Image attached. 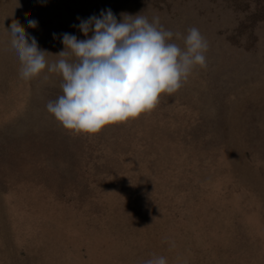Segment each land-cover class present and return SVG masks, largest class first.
Wrapping results in <instances>:
<instances>
[{
  "label": "rangeland",
  "instance_id": "1",
  "mask_svg": "<svg viewBox=\"0 0 264 264\" xmlns=\"http://www.w3.org/2000/svg\"><path fill=\"white\" fill-rule=\"evenodd\" d=\"M89 1L0 0V209L3 210H0V264L6 262L7 264L24 262V264H35V262L59 264L57 258L61 260V264H145L147 260L159 256L165 257L167 264H246L247 262L264 264V234H262L264 227H261L264 226V0H91V3ZM107 9L112 10L118 22L121 20V13L130 15L141 13L149 21L152 17L159 16L165 29L179 33L181 37L186 36L191 27L198 28L209 44L205 54L207 67L196 66L178 92L162 95L158 106L151 113L142 114L126 123L107 125L99 132L103 133L93 134V140L87 134L76 135L64 129L54 116L46 111V103L50 100L55 101L62 95L60 88L62 78L57 74H51L45 79L44 76L48 75L45 72L32 80H23L19 75L21 67L19 59L11 48V38L6 30L10 29L13 20H18L26 33L35 38L39 48L58 54L64 49L61 43L63 33L70 32L78 39H84L77 27L80 20H86L93 15L98 17L102 10ZM85 11H87L86 16ZM30 19L38 22L36 28L28 27L27 22ZM172 42L184 48L182 38L176 39L174 36ZM48 59L54 61L57 57H48ZM259 79L261 82L258 81ZM40 93L42 95H39ZM185 107L189 111L185 110ZM171 108L173 110H170ZM202 109H205V112ZM109 138L111 141L108 140ZM103 141L106 144L101 143ZM117 148L121 151L118 152ZM101 158L104 160L102 161ZM168 159L170 162L167 161L169 163L166 164ZM142 169H147L149 172ZM224 170L228 173L223 172ZM164 172L169 175L165 176ZM210 174H212L211 178ZM28 175L31 177L30 180ZM151 176L157 178L154 180ZM19 178L27 179V182ZM170 178L174 182H171ZM179 178L182 181L179 182ZM81 180L85 183L82 184ZM124 181L125 183L128 181L129 189L123 185ZM202 181L207 184L203 185ZM35 183L40 186L37 187ZM139 186L142 190H139ZM119 188L121 191L118 190ZM239 191L242 192L238 194ZM119 195L121 198L125 196L124 199ZM137 197L140 200L142 198L141 204L135 199ZM205 197L208 199L206 200ZM168 212L171 214L168 215ZM250 217L253 220L249 219ZM69 223L71 226H68ZM194 227L199 228V231ZM16 233L18 236L15 235ZM19 234L22 237H19ZM60 234L63 236L61 237ZM99 234L104 237L100 239ZM181 235H184V238ZM11 243L13 244L10 245ZM37 249L41 250L37 251ZM97 249L103 255H99ZM92 258L94 259L91 260Z\"/></svg>",
  "mask_w": 264,
  "mask_h": 264
},
{
  "label": "clouds",
  "instance_id": "2",
  "mask_svg": "<svg viewBox=\"0 0 264 264\" xmlns=\"http://www.w3.org/2000/svg\"><path fill=\"white\" fill-rule=\"evenodd\" d=\"M120 15L118 22L107 9L99 17L80 20L78 28L85 38L63 33L64 49L58 54L39 48L18 20L6 30L23 80L45 72V79L51 74L62 78V95L48 101L46 109L70 132L91 136L107 125L151 113L162 95L178 92L196 66L207 67L209 44L198 28L191 27L181 37L165 29L159 16L149 21L141 13ZM27 23L29 28L38 24L31 19ZM174 36L183 39L184 48L172 42ZM145 264H167V260L153 257Z\"/></svg>",
  "mask_w": 264,
  "mask_h": 264
},
{
  "label": "bare ground",
  "instance_id": "3",
  "mask_svg": "<svg viewBox=\"0 0 264 264\" xmlns=\"http://www.w3.org/2000/svg\"><path fill=\"white\" fill-rule=\"evenodd\" d=\"M95 1H96V0H95ZM97 1H98V0H97ZM84 2H85V0H84ZM84 2H83V3H84ZM89 2L91 3V0H90ZM93 4H94V3H93ZM132 4H134V3H132ZM77 5H78V4H77ZM81 5H84V4H81ZM81 5H80V7H81ZM113 5H114V4H113ZM119 5L121 6V4H119ZM128 5H130V3H129ZM122 6H123V5H122ZM138 6H140V4H139ZM90 7H91V6H89V8H90ZM124 7H125V4H124ZM124 7H122V8H124ZM127 7H128V6H127ZM129 7H130V6H129ZM132 7H133V6H132ZM132 7H131V8H132ZM136 7H137V6H136ZM75 9H76V8H75ZM138 9H140V8L138 7ZM148 9H149V8H148ZM72 10H73V9H72ZM76 10H77V9H76ZM149 10H150V9H149ZM70 11H71V10H70ZM88 11H89V9H88ZM135 11H137V10H135ZM86 12H87V11H85V16H86ZM68 13H69V12H68ZM74 13H75V12H74ZM129 13H130V12H129ZM134 13H135V12H134ZM134 13H133V14H134ZM99 14H100V13H99ZM145 14H146V13H145ZM158 14H159V13H158ZM76 15H77V14H76ZM131 15H132V14H131ZM135 15H136V14H135ZM152 15H153V14H151V16H152ZM88 17H89V16H88ZM98 17H99V16H98ZM84 18H85V17H84ZM152 18H153V17H152ZM79 20H80V19H79ZM65 22L68 23L67 21H65ZM68 25H70V24H68ZM77 27H78V26H77ZM69 29H70V28H69ZM76 29H77V28H76ZM73 32H74V31H73ZM69 33H70V32H69ZM79 34H80V33H79ZM206 37H207V36H206ZM209 38H210V37H209ZM209 38H208V39H209ZM59 43H60V41H59ZM59 43H58V44H59ZM61 43H62V40H61ZM59 47H60V46H59ZM241 66H242V65H241ZM17 67H18V66H17ZM263 74H264V73H263ZM214 76H215V75H214ZM57 77H58V76H57ZM210 77H212V76H210ZM212 78H213V77H212ZM208 79H209V78H208ZM250 79H252V78H250ZM256 79H257V78H256ZM55 80H56V79H55ZM60 80H61V79H60ZM211 80H213V79H211ZM211 80H209V81H211ZM260 80H261V79H259L258 81H260ZM209 81H208V82H209ZM57 82H58V81H57ZM260 82H261V81H260ZM262 82H263V80H262ZM60 83H61V82H60ZM190 83H191V82H190ZM216 84H217V83H216ZM232 84H233V83H232ZM262 85H263V84H261V86H262ZM49 86H50V85H49ZM55 86H56V85H55ZM212 86H213V85H212ZM219 86H221V85H219ZM189 87H190V86H189ZM223 87H224V86H223ZM29 88H31V87H29ZM58 88H59V87H58ZM220 88H221V87H220ZM215 89H217V88H215ZM38 90H39V89H38ZM58 90H59V89H58ZM224 90H225V89H224ZM28 91L31 92V90H28ZM42 91H43V90H42ZM46 91H47V90H46ZM210 91L212 92V90H210ZM225 91H226V90H225ZM48 92H50V91H48ZM194 92H195V91H194ZM218 92H219V90H218ZM41 93H43V92H41ZM41 93H40L39 95H42ZM215 93H216V91H215ZM215 93H214V94H215ZM224 93H225V92H224ZM54 94H55V93H54ZM198 94H199V93H198ZM30 95H31V94H30ZM195 95H196V94H194V96H195ZM195 98H196V97H195ZM210 98H211V97H210ZM27 99H28V98H27ZM38 99H39V98H38ZM38 99H36V100H38ZM41 99H42V98H41ZM42 100H43V99H42ZM45 100H46V98H45ZM196 100H197V99H196ZM208 100H209V99H208ZM35 102H36V101H35ZM199 102H200V101H199ZM224 102H225V101H224ZM26 103H27V102H26ZM36 103H37V102H36ZM225 103H226V102H225ZM30 104H31V103H30ZM37 104H38V103H37ZM41 104H43L42 101H41ZM46 104H47V103H46ZM198 104H199V103H198ZM25 105H26V104H25ZM226 105H227V104H226ZM27 106H29V105L27 104ZM169 106H170V105H169ZM184 106H185V105H184ZM184 106H183V107H184ZM45 107H46V106H45ZM183 107H181L182 110H183ZM202 107H203V106H202ZM202 107H201V108H202ZM181 108H180V109H181ZM185 108H186V107H185ZM190 108H191V107H190ZM198 108H199V106H198ZM203 108H204V107H203ZM26 109H27V108H26ZM177 109H179V108H177ZM180 109H179V110H180ZM199 109H200V108H199ZM24 110H25V109H24ZM170 110H173V109L171 108ZM175 110H176V109H175ZM179 110H178V111H179ZM185 110H187V108H186ZM202 110H203V109H202ZM22 111H23V110H21V113H22ZM46 111H47V109H46ZM46 111H45V112H46ZM187 111H189V110H187ZM196 111H197V110H196ZM203 111L205 112V109H204ZM203 111H201V112H203ZM206 111H207V110H206ZM172 112H174V111H172ZM183 113H184V112H183ZM193 113H195V112H193ZM197 113H198V112H197ZM188 114H189V113H188ZM190 114H191V112H190ZM195 114H196V113H195ZM198 114H199V113H198ZM255 114H258V113H255ZM196 115H197V114H196ZM205 115H206V114H205ZM22 116H23V115H22ZM153 116H154V115H153ZM160 116H161V115H160ZM192 116H193V114H192ZM203 116H204V115H203ZM254 116H255V115H254ZM18 117H19V116H18ZM45 117L47 118V115H45ZM195 117H197V116H195ZM263 117H264V115H263ZM263 117H262V118H263ZM46 118H45V119H46ZM51 118H52V117H51ZM51 118H50V119H51ZM148 118H149V117H148ZM148 118H147V119H148ZM212 118H213V117H212ZM216 118H217V116H216ZM260 118H261V117H260ZM16 119H17V118H16ZM52 119H53V118H52ZM213 119H215V118H213ZM257 119H258V117H257ZM13 120H14V118H13ZM17 120H18V119H17ZM182 120L184 121V119H182ZM18 121H19V120H18ZM130 121H131V120H130ZM199 121H200V120H199ZM254 121H255V120H254ZM48 122H49V121H48ZM52 122H53V121H52ZM52 122H51V124H52ZM10 123H12V122H10ZM57 123H58V122H57ZM185 123H187V121H186ZM256 123H257V122H256ZM12 124H13V123H12ZM245 124H246V123H245ZM249 124H250V123H249ZM6 125H7V124H6ZM6 125H4V126H6ZM19 125H20V124H19ZM23 125H24V124H23ZM56 125H57V124H56ZM143 125H144V124H143ZM246 125H247V124H246ZM250 125H251V124H250ZM254 125H256V124H254ZM8 126H9V125H8ZM8 126H7V128H8ZM13 126H15V125H13ZM134 126H135V125H134ZM223 126H224V125H223ZM257 126H258V125H257ZM54 127H55V126H54ZM258 127H259V126H258ZM56 128H57V127H56ZM134 128H135V127H134ZM244 128H245V127H244ZM35 129H36V128H35ZM103 129H104V128H103ZM184 129H185V128H184ZM256 129H257V128H256ZM129 130H130V129H129ZM257 130H258V129H257ZM62 131H63V130H62ZM144 131H145V130H144ZM260 131H261V130H260ZM69 132H70V131H69ZM101 133H103V132H101ZM101 133H99V134H101ZM244 133H245V132H244ZM246 133H247V132H246ZM246 133H245V134H246ZM249 133H250V131H249ZM258 133H259V132H258ZM251 134H252V133H251ZM251 134H248V135H251ZM76 135H78V134H76ZM85 135H86V134H85ZM95 135H96V134H95ZM105 135H106V134H105ZM105 135H104V136H105ZM259 135H260V134H259ZM259 135H258V136H259ZM83 136H84V135H83ZM91 136H93V135H91ZM91 136H90V138L93 139L94 136H93V137H91ZM97 136H98V135H97ZM97 136H96V137H97ZM106 136H107V135H106ZM133 136H134V135H133ZM133 136H132V137H133ZM143 136H144V135H143ZM258 136H257V137H258ZM60 137H62V136H60ZM108 137H109V136H108ZM120 137H122V136H120ZM189 137H190V136H189ZM261 137H262V135H261ZM97 138H98V137H97ZM97 138H96V140H97ZM245 138H246V137H245ZM247 138H248V137H247ZM263 138H264V137H263ZM102 139H103V138H102ZM106 139H107V138H106ZM106 139H103V140H106ZM123 139H124V138H123ZM148 139H149V138H148ZM225 139H226V138H225ZM89 140H90V139H89ZM93 140H94V139H93ZM108 140H110V138H109ZM130 140H131V139H130ZM142 140H143V137H142ZM257 140H259V139H257ZM110 141H111V140H110ZM123 141H124V140H123ZM127 141L129 142V140H127ZM131 141H132V140H131ZM138 141H139V140H138ZM145 141H146V140H145ZM118 142H119V141H118ZM139 142H140V141H139ZM149 142H150V141H149ZM181 142H182V141H181ZM260 142H261V141H260ZM91 143H93V142H91ZM101 143H104V141L101 142ZM109 143H111V142H109ZM119 143H121V142H119ZM124 143H125V142H124ZM126 143H127V142H126ZM132 143H133V141H132ZM145 143H148V142H145ZM182 143H183V142H182ZM182 143H181V144H182ZM86 144H87V143H86ZM104 144H106V143H104ZM114 144H115V143H114ZM114 144H113L112 146H114ZM129 144H130V143H129ZM150 144H151V143H150ZM94 145H96V144H94ZM100 145H101V144H100ZM102 145H103V144H102ZM108 145H109V144H108ZM125 145H126V144H125ZM127 145H128V144H127ZM132 145L134 146V144H132ZM142 145H143V144H142ZM169 145H170V144H169ZM257 145H258V144H257ZM257 145H256V146H257ZM97 146H98V144H97ZM115 146H117V144H116ZM128 146H129V145H128ZM139 146H141V145H139ZM143 146H144V145H143ZM175 146H177V145H175ZM254 146H255V145H254ZM258 146H259V145H258ZM129 147L132 148V146H129ZM144 147H145V146H144ZM260 147H261V146H260ZM98 148H99V147H98ZM119 148H120V146H119ZM122 148H124V147H122ZM258 148H259V147H258ZM96 149H97V148H96ZM128 149H129V148H128ZM137 149H138V146H137ZM141 149H143V147H142ZM175 149H176V148H175ZM262 149H263V148H262ZM113 150L115 151V149H113ZM149 150H150V149H149ZM252 150H253V148H252ZM258 150H259V149H258ZM86 151H87V150H86ZM101 151H102V150H101ZM117 151H118V148H117ZM120 151H121V150H120ZM120 151H118V152H120ZM134 151H135V150H134ZM141 151H142V150H141ZM146 151H148V150H146ZM165 151H166V150H165ZM210 151H211V150H210ZM255 151H256V150H255ZM263 151H264V150H263ZM29 152H30V151H29ZM96 152H97V151H96ZM103 152H104V151H103ZM130 152H131V151H130ZM136 152L138 153L137 150H136ZM139 152H140V150H139ZM150 152H152V151H150ZM252 152H253V151H252ZM259 152H260V151H259ZM112 153H113V152H112ZM140 153H141V152H140ZM143 153H146V152L143 151ZM94 154H96V153H94ZM103 154L106 155L105 153H103ZM127 154H128V153H127ZM131 154H133V153H131ZM131 154H130V155H131ZM134 154H135V153H134ZM152 154H153V153H152ZM157 154H158V153H157ZM189 154H190V153H189ZM253 154H254V153H253ZM99 155H100V154H99ZM130 155H129L128 157H130ZM136 155L138 156V154H136ZM190 155H191V154H190ZM218 155H219V154H218ZM85 156H86V155H85ZM102 156H103V155H102ZM119 156H120V155H119ZM166 156H167V155H166ZM210 156H211V155H210ZM213 156H214V155H213ZM213 156H212V157H213ZM225 156H226V155H225ZM105 157H106V156H105ZM109 157H111V156H109ZM142 157H143V155H142ZM160 157H161V156H160ZM171 157H172V156H171ZM174 157H175V156H174ZM206 157H207V156H206ZM206 157H204V158H206ZM219 157H220V156H219ZM219 157H218V158H219ZM111 158H112V157H111ZM113 158H115V157H113ZM113 158H112V159H113ZM121 158H122V157H121ZM123 158H124V157H123ZM123 158H122V159H123ZM134 158L136 159V156H135ZM154 158H156V157H154ZM106 159H107V158H106ZM106 159H105V160H106ZM124 159H125V158H124ZM139 159H140V157H139ZM141 159H142V158H141ZM143 159H144V158H143ZM146 159H147V158H146ZM149 159H150V158H149ZM149 159H148V160H149ZM157 159H158V158H157ZM169 159H171V158H169ZM169 159L166 160V164L170 162ZM175 159H176V158H175ZM198 159H199V158H198ZM209 159H210V158H209ZM101 160H102V158H101ZM103 160H104V158H103ZM103 160H102V161H103ZM108 160H109V159H108ZM115 160H116V159H115ZM115 160H114V161H115ZM120 160H121V159H120ZM120 160H118V161H120ZM137 160H138V159H137ZM152 160H153V159H152ZM155 160H156V159H155ZM184 160H185V159H184ZM219 160H220V159H219ZM99 161H100V160H99ZM116 161H117V160H116ZM128 161H130V158H129ZM157 161H158V160H157ZM157 161H156V162H157ZM167 161H169V162H167ZM191 161H192V160H191ZM191 161H190V162H191ZM198 161H199V160H198ZM201 161H203V160H201ZM213 161H214V160H213ZM224 161H225V160H224ZM122 162H123V161H122ZM161 162H162V161H161ZM161 162L159 163L160 165H161ZM207 162H208V161H207ZM216 162H218V161H216ZM118 163H119V162H118ZM128 163H129V162H128ZM150 163H151V162H150ZM150 163H149V164H150ZM157 163H158V162H157ZM199 163H200V162H199ZM210 163H211V162H210ZM214 163H215V162H214ZM225 163H226V162H225ZM225 163H224V164H225ZM5 164H6V163H5ZM38 164H39V163H38ZM46 164H47V163H46ZM83 164H84V162H83ZM122 164H123V163H122ZM147 164H148V161H147ZM147 164H146V165H147ZM155 164H156V163H155ZM159 164H158V165H159ZM162 164H163V163H162ZM191 164H192V163H191ZM220 164H221V163H220ZM48 165H49V164H48ZM48 165H47V166H48ZM69 165H70V164H69ZM89 165H90V164H89ZM120 165H121V164H120ZM125 165H126V163H125ZM142 165H143V164H142ZM144 165H145V164H144ZM144 165H143V166H144ZM171 165H174V164H171ZM176 165H177V164H176ZM176 165H174V166H176ZM180 165H181V164H180ZM182 165H183V163H182ZM186 165H187V164H186ZM192 165H193V164H192ZM205 165H206V164H205ZM212 165H213V164H212ZM216 165H218V164H216ZM27 166H28V165H27ZM114 166H116V165H114ZM121 166H122V165H121ZM148 166H149V165H148ZM164 166H165V164H164ZM177 166H178V165H177ZM184 166H185V164H184ZM189 166H190V165H189ZM227 166H228V165H227ZM30 167H31V166H30ZM82 167H83V166H82ZM84 167H85V166H84ZM118 167H119V166H118ZM122 167H124V166H122ZM182 167H183V166H182ZM194 167H195V166H194ZM207 167H208V166H207ZM213 167H214V165H213ZM64 168H65V167H64ZM157 168H158V167H157ZM169 168H170V167H169ZM199 168H200V167H199ZM257 168H258V167H257ZM260 168H261V167H260ZM1 169H2V168H1ZM82 169H83V168H82ZM88 169H89V168H88ZM88 169H87V170H88ZM124 169H125V167H124ZM147 169H149V168H147ZM147 169H145V170L142 169V170H144V171H148ZM170 169H171V168H170ZM177 169H178V168H177ZM188 169H189V168H188ZM188 169H187V170H188ZM191 169H192V168H191ZM149 170H150V169H149ZM158 170H159V169H158ZM195 170H196V169H195ZM197 170H199V169H197ZM203 170H204V169H203ZM203 170H202V172H203ZM213 170H214V169H213ZM225 170H226V169H225ZM225 170H224L223 172H227V171H225ZM227 170H228V169H227ZM82 171H83V170H82ZM90 171H91V170H90ZM144 171H142V172H144ZM181 171H182V170H181ZM181 171H180V172H181ZM190 171H191V170H190ZM199 171H200V170H199ZM211 171H212V170H211ZM217 171H218V170H217ZM228 171H229V170H228ZM230 171H231V170H230ZM80 172H81V171H80ZM122 172H123V171H122ZM148 172H149V171H148ZM157 172H163V171H157ZM167 172H168V171H167ZM192 172H193V171H192ZM219 172H220V171H219ZM231 172H232V171H231ZM82 173H83V172H82ZM116 173H117V172H116ZM120 173H121V172H120ZM138 173H139V172H138ZM154 173H155V172H154ZM175 173H176V172H175ZM182 173H183V172H182ZM193 173H195V172H193ZM204 173H205V172H204ZM212 173H213V172H212ZM227 173H228V172H227ZM78 174H79V173H78ZM89 174H90V173H89ZM104 174H105V173H104ZM121 174H122V173H121ZM142 174H143V173H142ZM158 174H159V173H157V175H158ZM162 174H163V173H162ZM164 174H165V176L169 175V174L166 175L165 172H164ZM180 174H181V173H180ZM184 174H185V173H184ZM216 174H217V173H216ZM18 175H19V174H18ZM83 175H84V174H83ZM94 175H95V174H94ZM101 175H102V174H101ZM118 175H119V174H118ZM178 175H179V174H178ZM178 175H177V176H178ZM192 175H194V174H192ZM198 175H199V174H198ZM207 175H208V174H207ZM224 175H225V174H224ZM224 175H222V177H225ZM26 176H27V175H26ZM119 176H121V175H119ZM132 176H134V174H133ZM132 176H131V177H132ZM135 176H136V174H135ZM153 176H154V174H153ZM153 176H151V177H153ZM162 176H164V175H162ZM195 176H196V175H195ZM209 176H210V178H211L212 174H210ZM29 177H30V176L28 175V178H29ZM81 177H82V176H81ZM84 177H85V176H84ZM102 177H103V175H102ZM108 177H109V176H108ZM108 177H107V178H108ZM168 177H169V176H168ZM170 177H171V176H170ZM172 177H173V176H172ZM190 177H191V176H190ZM218 177H220V176H219V173H218ZM229 177H230V175L228 176V178H229ZM231 177H232V176H231ZM234 177H235V176H234ZM30 178H31V177H30ZM30 178H29L28 180H30ZM35 178H36V177H35ZM110 178H111V176H110ZM110 178H109V179H110ZM113 178H114V177H113ZM113 178H112V180H113ZM128 178H129V177H128ZM137 178H139V177L137 176ZM155 178H157V177H153L152 179L155 180ZM159 178H160V177H159ZM180 178H181V177H180ZM180 178L178 179L179 182L182 181V180H180ZM200 178H201V177H200ZM203 178H205V177H203ZM213 178H214V177H213ZM213 178H212V179H213ZM236 178H237V177H236ZM236 178H235V179H236ZM16 179H17V177H16ZM19 179H20V178H19ZM23 179H24V178H21L20 180L23 181ZM92 179H93V177H92ZM104 179H105V178H104ZM104 179H103V180H104ZM120 179H121V178H120ZM132 179H134V178H132ZM165 179L167 180V178H165ZM208 179H209V178H208ZM222 179H223V178H222ZM222 179H221V180H222ZM229 179H230V178H229ZM235 179H234V180H235ZM20 180H17V181H20ZM24 180H25V179H24ZM83 180H84V179H83ZM83 180H81V181H82V184L85 183ZM93 180H94V179H93ZM97 180H99V179H97ZM118 180H119V179H118ZM122 180H124V179H122ZM136 180H138V179H136ZM140 180H141V179H140ZM140 180H139V181H140ZM157 180L159 181V179H157ZM157 180H156V181H157ZM202 180H203V179H202ZM216 180H217V179H216ZM237 180H238V179H237ZM13 181H15V180H13ZM25 181L27 182V179H26ZM79 181H80V180H79ZM130 181H131V180H130ZM130 181H129V182H130ZM146 181H147V180H146ZM170 181H171V178H170ZM175 181H176V180H175ZM196 181H197V180H196ZM205 181H206V180H205ZM205 181H204V182L202 181L203 185H204ZM225 181H227V180H225ZM229 181H230V180H229ZM235 181H236V180H235ZM239 181H240V180H239ZM15 182H16V181H15ZM23 182H24V181H23ZM34 182H35V181H34ZM83 182H84V183H83ZM93 182H94V181H93ZM97 182H98V181H97ZM105 182H106V181H105ZM113 182H114V180H113ZM132 182H133V181H132ZM159 182H160V181H159ZM171 182H174V181H171ZM190 182H191V181H190ZM208 182H209V180H208ZM214 182H215V181H214ZM214 182H213V183H214ZM216 182H217V181H216ZM222 182H223V181H222ZM227 182H228V181H227ZM227 182H226V183H227ZM3 183H4V182H3ZM13 183H14V182H13ZM37 183H38V181H37ZM37 183H35L34 185H36ZM90 183H91V181H90ZM99 183H101V182H99ZM124 183H125V181H124ZM127 183H128V181H127ZM127 183H125V184L122 183V184L127 186V185H129V184H127ZM130 183H131V182H130ZM164 183H166V181H165ZM167 183H168V182H167ZM193 183H194V182H193ZM213 183H210V184H213ZM220 183H221V182H220ZM228 183H229V182H228ZM233 183H234V182H233ZM23 184H24V183H23ZM23 184H22V185H23ZM27 184H28V183H27ZM87 184H88V183H87ZM92 184H93V183H92ZM105 184H106V183H105ZM141 184H142V183H141ZM158 184H159V183H158ZM168 184H169V183H168ZM177 184H178V183H177ZM190 184H191V183H190ZM205 184H207V183H205ZM214 184H215V183H214ZM216 184H217V183H216ZM216 184H215V185H216ZM14 185H15V184H14ZM16 185H17V184H16ZM19 185H20V184H19ZM25 185H26V184H25ZM25 185H24V186H25ZM49 185H50V184H49ZM53 185H54V184H53ZM96 185H97V183H96ZM102 185H103V183H102ZM130 185H131V184H130ZM151 185H152V183H151ZM160 185H162V184H160ZM181 185H183V184H180V186H181ZM221 185H222V183H221ZM225 185H226V184H225ZM227 185H228V184H227ZM241 185H244V184H241ZM26 186H27V185H26ZM36 186L38 187V186H40V185L37 184ZM77 186H78V185H77ZM80 186H81V185H80ZM89 186H90V185H89ZM103 186H104V185H103ZM103 186H102V187H103ZM105 186H106V185H105ZM109 186H110V185H109ZM111 186H112V185H111ZM136 186H137V185H136ZM145 186H146V184L144 185V187H145ZM153 186H154V185H153ZM164 186H165V185H164ZM168 186H169V185H168ZM200 186H201V185H200ZM251 186H252V185H251ZM1 187H2V186H1ZM16 187H17V186H16ZM18 187H19V186H18ZM41 187H42V186H41ZM45 187H46V186H45ZM106 187H107V186H106ZM120 187H122V186H120ZM123 187H124V186H123ZM128 187H130V186H127L126 189H127ZM132 187H133V186H132ZM132 187H131V188H132ZM139 187H140V186H139ZM154 187H155V186H154ZM166 187H167V186H166ZM169 187H170V186H169ZM169 187H168V188H169ZM212 187H213V186H212ZM218 187H219V183H218ZM225 187H227V186H225ZM235 187H236V186H235ZM2 188H3V187H2ZM34 188H35V186H34ZM48 188H49V187H48ZM104 188H105V187H104ZM110 188H111V187H110ZM146 188H147V187H146ZM149 188H150V187H148V189H149ZM176 188H178V187H176ZM203 188H205V187H203ZM206 188H207V187H206ZM236 188H238V187H236ZM244 188H245V187H244ZM247 188H248V187H247ZM45 189H46V188H45ZM124 189H125V188H124ZM124 189H123V190H124ZM128 189H129V188H128ZM159 189H160V188H159ZM161 189H162V188H161ZM164 189H165V188H164ZM201 189H202V188H201ZM207 189H208V188H207ZM217 189H218V188H217ZM227 189H228V188H227ZM232 189H233V188H232ZM232 189H230V190H232ZM238 189H239V188H238ZM8 190H9V189H8ZM8 190H7V191H8ZM41 190H42V189H41ZM48 190H49V189H48ZM74 190H75V189H74ZM100 190H101V189H100ZM118 190H120V188H119ZM131 190H132V189H131ZM139 190H142L141 187H140ZM139 190H138V191H139ZM143 190H145V189H143ZM150 190H152V189H150ZM166 190H168V189H166ZM214 190H216V189H214ZM219 190H220V187H219ZM219 190H216V191H219ZM235 190H236V189H235ZM242 190H243V189H242ZM9 191L11 192V190H9ZM120 191H121V190H120ZM124 191H125V190H124ZM124 191H123V192H124ZM136 191H137V190H136ZM136 191H135V192H136ZM169 191H170V189H169ZM172 191H173V190H172ZM202 191H203V189H202ZM205 191H207V190H205ZM233 191H234V190H233ZM236 191H237V190H236ZM49 192H51V191H49ZM75 192H76V191H75ZM91 192H92V191H91ZM98 192H100V191L98 190ZM102 192H103V191H102ZM125 192H126V191H125ZM132 192H133V191H132ZM158 192H159V191H158ZM167 192H168V191H167ZM177 192H178V191H177ZM177 192H176V193H177ZM186 192H188V191H186ZM207 192H210V191H207ZM213 192H214V191H213ZM213 192H212V193H213ZM223 192H224V191H223ZM241 192H242V191H241ZM241 192L239 191L238 194L241 193ZM3 193H4V192H3ZM12 193H13V192H12ZM67 193H69V192H67ZM67 193H66V194H67ZM70 193H71V192H70ZM145 193H146V191H145ZM149 193H150V191H148V194H149ZM155 193H156V192H155ZM171 193H173V192H171ZM205 193H206V192H205ZM215 193H216V192H215ZM225 193H226V192H225ZM35 194H36V193H35ZM51 194H52V193H51ZM66 194H65V195H66ZM75 194H76V193H75ZM95 194L98 195L99 193H98V194L95 193ZM142 194H143V193H142ZM142 194H141V195H142ZM219 194H220V193H219ZM232 194H233V193H232ZM60 195H61V194H60ZM65 195H64V196H65ZM128 195H130V193H129ZM150 195H152V194H150ZM172 195H173V194H172ZM181 195H183V194H181ZM201 195H202V194H201ZM220 195H221V194H220ZM46 196H48V195H46ZM72 196H73V194H72ZM137 196L139 197V193H137ZM146 196H147V195H146ZM178 196H179V195H178ZM178 196H177V197H178ZM53 197H54V196H53ZM75 197H76V196H75ZM103 197H104V196H103ZM103 197H102V198H103ZM115 197H116V196H115ZM119 197H120V195H119ZM124 197H125V196H124ZM124 197H122V198L124 199ZM138 197L135 198V199H137L138 201H140V204H141V200H142V198H141V200H140V199H138ZM140 197H142V196H140ZM149 197H150V196H149ZM149 197H148V198H149ZM184 197H185V195H184ZM233 197H235L234 194H233ZM236 197H237V201H238V196H236ZM40 198H42V197H40ZM116 198H118V196H117ZM120 198H121V197H120ZM122 198H121V199H122ZM146 198H147V197H146ZM170 198H172V197L170 196ZM180 198H181V196H180ZM182 198H183V197H182ZM63 199H65V198H63ZM73 199H74V198H73ZM77 199H78V197H77ZM109 199H110V198H109ZM125 199H126V198H125ZM131 199H132V198H131ZM156 199H157V198H156ZM159 199H160V198H159ZM165 199H166V198H165ZM205 199H206V197H205ZM207 199H208V198H207ZM207 199H206V200H207ZM229 199H231V198H229ZM114 200L116 201L117 199H114ZM146 200H148V199H146ZM182 200H183V199H182ZM40 201H41V200H40ZM57 201H58V200H57ZM72 201H73V200H72ZM76 201H77V200H76ZM118 201H119V200H118ZM120 201H121V200H120ZM148 201H149V200H148ZM157 201H158V200H157ZM171 201H172V200H170V202H171ZM178 201H179V200H178ZM220 201H221V200H220ZM237 201H236V202H237ZM250 201H251V200H250ZM46 202H47V201H46ZM59 202H60V200H59ZM77 202H78V201H77ZM161 202H162V201H161ZM189 202H190V201H189ZM205 202H206V201H205ZM224 202H225V201H224ZM228 202H229V200H228ZM228 202H227V203H228ZM21 203H22V202H21ZM39 203H40V202H39ZM63 203H64V201H63ZM120 203H121V202H120ZM178 203H179V202H178ZM187 203H188V202H187ZM231 203H232V202H231ZM231 203H230V205H231ZM255 203H257V202H255ZM7 204H8V203H7ZM9 204H10V203H9ZM23 204H24V203H23ZM47 204H48V203H47ZM71 204H72V203H71ZM114 204H115V203H114ZM125 204H126V203H125ZM179 204H180V203H179ZM207 204H208V203H207ZM233 204H234V203H233ZM235 204H236V203H235ZM243 204H245V203H243ZM1 205H2V204H1ZM59 205H60V204H59ZM61 205H63V204H61ZM64 205H65V204H64ZM68 205H70V204H68ZM81 205H82V204H81ZM189 205H190V204H189ZM176 206H177V205H176ZM183 206H184V205H183ZM201 206H202V205H201ZM231 206H232V205H231ZM256 206H257V205H256ZM45 207H46V206H45ZM57 207H58V205H57ZM60 207H61V206H60ZM65 207H66V206H65ZM68 207H69V206H68ZM121 207H122V206H121ZM123 207H124V203H123ZM187 207H188V205H187ZM187 207H186V208H187ZM206 207H207V206H206ZM241 207H242V205H241ZM263 207H264V206H263ZM8 208H9V207H8ZM8 208L6 207V209H8ZM28 208H29V207H28ZM28 208H27V209H28ZM69 208H72V207H69ZM168 208H169V207H168ZM186 208H185V209H186ZM189 208H190V207H189ZM202 208H203V207H202ZM226 208H227V204H226ZM229 208H230V207H229ZM229 208H228V209H229ZM235 208H237V207H235ZM256 208H257V207H256ZM261 208H262V207H261ZM9 209H10V208H9ZM9 209H8V210H9ZM31 209H32V208H30V210H31ZM33 209H34V208H33ZM105 209H106V208H105ZM154 209H155V208H154ZM164 209H165V208H164ZM200 209H201V208H200ZM209 209H210V208H209ZM224 209H225V208H224ZM224 209H223V212H224ZM228 209H227V211H228ZM238 209H239V208H238ZM241 209H242V208H241ZM263 209H264V208H263ZM0 210L3 211L2 209H0ZM10 210H11V209H10ZM30 210H29V211H30ZM36 210H37V209H36ZM124 210H125V209H124ZM127 210H128V208H127ZM170 210H171V209H170ZM177 210H178V209H177ZM192 210H193V209H192ZM225 210H226V209H225ZM252 210H253V209H252ZM252 210H251V211H252ZM260 210H261V209H260ZM31 211H33V210H31ZM44 211H46V210H44ZM52 211H53V210H52ZM54 211H56V209H55ZM261 211H262V210H261ZM48 212L50 213V211H48ZM48 212H47V213H48ZM72 212H73V210H72ZM165 212H166V211H165ZM169 212H170V211H169ZM169 212L167 213L168 215H170V214L172 213V211H171V213H169ZM195 212H197V211H195ZM240 212H241V211H240ZM248 212H249V211H248ZM253 212H254V211H253ZM0 213H1V212H0ZM35 213H36V212H35ZM35 213H33V214H35ZM91 213H92V212H91ZM121 213H122V212H121ZM140 213H141V212H140ZM225 213H226V212H225ZM227 213H228V212H227ZM227 213H226V214H227ZM14 214H15V213H14ZM41 214H42V213H41ZM51 214H52V213H51ZM57 214H58V213H57ZM64 214H65V213H64ZM83 214H84V213H83ZM137 214H139V213H137ZM167 214H166V215H167ZM173 214H174V213H173ZM222 214H223V213H222ZM226 214H225V215H226ZM228 214H229V213H228ZM260 214H262V213L260 212ZM4 215H5V213H4ZM43 215H44V213H43ZM45 215H46V212H45ZM55 215H56V214H55ZM223 215H224V214H223ZM248 215H249V214H248ZM255 215H256V213H255ZM263 215H264V212H263ZM46 216H47V215H46ZM49 216H50V214H49ZM51 216H53V215H51ZM62 216H64V215H62ZM122 216H123V214H122ZM173 216L175 217V215H173ZM178 216H179V215H178ZM178 216H177V217H178ZM233 216H234V215H233ZM256 216H258V214H257ZM4 217H5V216H4ZM12 217H13V216L11 215V218H12ZM76 217H77V216H76ZM90 217H91V216H90ZM132 217H133V215H132ZM174 217H173V219H174ZM193 217H195V215H193ZM203 217H204V216H203ZM52 218H53V217H52ZM52 218H51V219H52ZM56 218H57V217H56ZM171 218H172V217H171ZM216 218H217V217H216ZM225 218H226V217H225ZM225 218H223V219H225ZM230 218H231V217H230ZM253 218H254V217H253ZM0 219H1V216H0ZM70 219H71V218H70ZM130 219H131V218H130ZM168 219H169V218H168ZM194 219H195V218H194ZM223 219H222V220H223ZM249 219H252V218L250 217ZM260 219H261V218H260ZM12 220H13V218H12ZM58 220H59V219H58ZM150 220H151V219H150ZM225 220H226V219H225ZM227 220H228V219H227ZM246 220H247V219H246ZM252 220H253V219H252ZM256 220H257V218L255 219V221H256ZM171 221H173V220H171ZM196 221H197V220H196ZM232 221H233V220H232ZM240 221H241V220H240ZM249 221H250V220H249ZM70 222H72V221H70ZM151 222H153V221H151ZM199 222H200V221H199ZM257 222H258V221H257ZM54 223H56V222H54ZM64 223H65V221H64ZM86 223H88V222H86ZM106 223H107V222H106ZM177 223H179V222H177ZM180 223H181V222H180ZM197 223H198V222H197ZM225 223H226V221H225ZM228 223H230V222H228ZM249 223H251V222H249ZM249 223H248V225H249ZM255 223H256V222H255ZM69 224H70V223H69ZM69 224H68V226H71V224H70V225H69ZM103 224H104V223H103ZM107 224H108V223H107ZM146 224H147V223H146ZM151 224H152V223H151ZM166 224H167V223H166ZM199 224H200V223H199ZM204 224H205V223H204ZM245 224H247V223H245ZM261 224H262V223H261ZM3 225H4V224H3ZM12 225H13V224H12ZM12 225H11V226H12ZM64 225H65V224H64ZM99 225H100V224H99ZM99 225H98V226H99ZM177 225H178V224H177ZM255 225H256V224H255ZM257 225H259V224L257 223ZM4 226H5V225H4ZM73 226H74V225H73ZM78 226H79V225H78ZM104 226H105V225H104ZM185 226H186V225H185ZM196 226H197V225H196ZM224 226H225V225H223V227H224ZM169 227H170V225H169ZM183 227H184V225H183ZM187 227H188V226H187ZM201 227H203V226H201ZM257 227H258V226H257ZM261 227H264V226H261ZM12 228H14V227H12ZM12 228H11V229H12ZM74 228H76V227H74ZM115 228H116V227H115ZM172 228H173V227H172ZM185 228H186V227H185ZM194 228H197V227H194ZM4 229H5V228H4ZM17 229H18V228H17ZM39 229H40V228H39ZM44 229H45V228H44ZM52 229H53V228H52ZM54 229H55V228H54ZM80 229H81V227H80ZM103 229H104V228H103ZM131 229H132V228H131ZM164 229H165V228H164ZM188 229H189V228H188ZM198 229H199V228H197V230H198ZM201 229H202V228H201ZM244 229H245V228H244ZM261 229H262V228H261ZM6 230H8V228H7ZM41 230H42V229H41ZM56 230H58V229L56 228ZM76 230H77V229H76ZM108 230H109V229H108ZM135 230H136V229H135ZM186 230H187V229H186ZM258 230H259V229H258ZM16 231H17V230H16ZM99 231L101 232L102 230H99ZM103 231H104V230H103ZM154 231H155V230H154ZM198 231H199V230H198ZM218 231H219V230H218ZM251 231H252V230H251ZM263 231H264V230H263ZM17 232H19V231H17ZM32 232H34V231H32ZM47 232H48V231H47ZM54 232H55V231H54ZM58 232H60V231H58ZM112 232H113V231H112ZM187 232H188V231H187ZM207 232H208V231H207ZM259 232H260V231H259ZM44 233H46V232H44ZM61 233H62V232H61ZM78 233H80V232H78ZM78 233H76V234H78ZM97 233H98V232H97ZM110 233H111V232H110ZM110 233H109V234H110ZM115 233H116V232H115ZM184 233H185V231H184ZM184 233H183V234H184ZM190 233H191V232H190ZM190 233H189V236H190ZM200 233H201V231H200ZM218 233H219V232H218ZM235 233H236V232H235ZM249 233H250V231H249ZM249 233H248V234H249ZM65 234H67V233H65ZM101 234H102V233H101ZM104 234H105V233H104ZM150 234H151V233H150ZM159 234H160V233H159ZM166 234H167V233H166ZM178 234H179V231H178ZM178 234H175V235H178ZM191 234H192V233H191ZM204 234H205V233H204ZM250 234H252V233H250ZM255 234L257 235V230H256V233H255ZM258 234H260V233H258ZM262 234H264V233H262ZM6 235H7V234H6ZM6 235H5V236H6ZM15 235L18 236L17 233H16ZM47 235H48V234H47ZM50 235H52V233H51ZM54 235H55V233H54ZM71 235H72V234H71ZM79 235H80V234H79ZM97 235H98V234H97ZM99 235H100V234H99ZM102 235H103V234H102ZM171 235H172V234H171ZM202 235H203V234H202ZM7 236H8V235H7ZM7 236H6V237H7ZM20 236L22 237V235L19 234V237H20ZM55 236H56V235H55ZM60 236H61V234H60ZM62 236H63V235H62ZM62 236H61V237H62ZM72 236H73V235H72ZM86 236H87V235H86ZM88 236H89V235H88ZM109 236H111V234H110ZM181 236H182V235H181ZM196 236H197V235H196ZM203 236H204V235H203ZM205 236H206V235H205ZM250 236H251V235H250ZM252 236H253V235H252ZM66 237L68 238V235H67ZM66 237H65V238H66ZM69 237H70V236H69ZM103 237H104V236H103ZM103 237L100 235L99 238L101 239V238H103ZM191 237H192V236H191ZM191 237H190V238H191ZM256 237H257V236H256ZM15 238H16V237H15ZM23 238H24V237H23ZM51 238H52V237H51ZM76 238L78 239V237H76ZM91 238H92V237H91ZM177 238H178V237H177ZM182 238H184V235L182 236ZM190 238H189V240H190ZM203 238H204V237H203ZM258 238H261V237H258ZM53 239H55V238H53ZM53 239H52V240H53ZM81 239H82V238H80V240H81ZM87 239H88V238H87ZM107 239H108V238H107ZM107 239H106V240H107ZM185 239H186V237H185ZM194 239H195V237H194ZM205 239H207V238H205ZM254 239H256V238H254ZM6 240H7V239H6ZM27 240H28V239H27ZM47 240H48V239H47ZM58 240H59V238H58ZM60 240H62V239H60ZM63 240H64V239H63ZM103 240H104V239H103ZM181 240H182V239H181ZM258 240H259V239H258ZM8 241H9V240H8ZM14 241H15V240H14ZM66 241H69V240H66ZM110 241H111V240H110ZM116 241H117V240H116ZM176 241H177V240H176ZM192 241H193V240H192ZM211 241H212V240H211ZM6 242H7V241H6ZM10 242H11V239H10ZM71 242H72V241H71ZM75 242H76V240H75ZM83 242H84V241H83ZM135 242H136V241H135ZM178 242H179V241H178ZM178 242H177V243H178ZM187 242H188V241H187ZM196 242H197V241H196ZM206 242H207V240H206ZM30 243H31V242H30ZM88 243H89V242H88ZM94 243H95V242H94ZM100 243H101V241H100ZM110 243H111V242H110ZM122 243H124V242H122ZM203 243H204V242H203ZM236 243H238V242H236ZM6 244L8 245V243H6ZM12 244H13V243H11L10 245H12ZM18 244H19V243H18ZM95 244H96V243H95ZM103 244H104V243H103ZM105 244H106V243H105ZM190 244H191V243H190ZM190 244H189V246H190ZM198 244H199V243H197V245H198ZM252 244H253V242H252ZM262 244H263V243H262ZM16 245H17V244H16ZM48 245H49V244H48ZM87 245H88V244H87ZM87 245H86V246H87ZM89 245H90V244H89ZM107 245H109V244L107 243ZM111 245H112V244H111ZM114 245H116V244H114ZM141 245H142V244H141ZM197 245H196V246H197ZM201 245H202V244H201ZM206 245H207V244H206ZM5 246H6V245H5ZM101 246H102V245H101ZM122 246H123V245H122ZM172 246H173V245H172ZM186 246H188V245H186ZM193 246H195V245L193 244ZM198 246H199V245H198ZM256 246H257V245H256ZM10 247H11V246H10ZM16 247H17V246H16ZM51 247H53V246H51ZM70 247H71V245H70ZM90 247L92 248V244H91ZM96 247H97V246H96ZM108 247H110V246H108ZM199 247H200V246H199ZM201 247H203V246H201ZM225 247H226V245H225ZM253 247H255V246H253ZM26 248H28V247H26ZM45 248H46V247H45ZM82 248H83V247H82ZM85 248H86V247H85ZM91 248H90V250H91ZM93 248H94V247H93ZM106 248H107V246H106ZM110 248H111V247H110ZM185 248H186V247H185ZM188 248H189V247H188ZM244 248H245V247H244ZM53 249H54V247H53ZM95 249H96V248H95ZM112 249H113V248H112ZM189 249H190V248H189ZM207 249L209 250V248H207ZM230 249H231V248H230ZM239 249H240V248H239ZM9 250H10V249H9ZM17 250H18V249H17ZM40 250H41V249H40ZM40 250L37 249V251H40ZM44 250H45V249H44ZM55 250H56V249H55ZM77 250H79V249H77ZM90 250H89V251H90ZM101 250H102V248H101ZM104 250H105V249H104ZM171 250H172V249H171ZM174 250H175V249H174ZM10 251H11V250H10ZM19 251H20V249H19ZM31 251H32V250H31ZM33 251H34V250H33ZM87 251H88V250H87ZM91 251H92V250H91ZM94 251H95V250H94ZM97 251H98V249H97ZM97 251H96V253H97ZM125 251H126V250H125ZM183 251H184V250H183ZM196 251H197V250H196ZM225 251H226V250H225ZM229 251H230V250H229ZM45 252H46V251H45ZM56 252H57V251H56ZM56 252H55V253H56ZM61 252H62V251H61ZM61 252H60V254H61ZM85 252H86V251H85ZM85 252L83 253L84 255H85ZM99 252H100V251H98V253H99ZM104 252H105V251H104ZM126 252H127V251H126ZM187 252H188V251H187ZM198 252H199V251H198ZM8 253H9V252H8ZM13 253H14V252H13ZM13 253H12V254H13ZM15 253H16V252H15ZM18 253H19V252H18ZM30 253H31V252H30ZM37 253H38V252H37ZM41 253H42V252H41ZM92 253H93V252H92ZM101 253H102V252H101ZM101 253H99V255H103V254H101ZM172 253H173V252H172ZM229 253H230V252H229ZM24 254H25V253H24ZM57 254H58V253H57ZM93 254H94V253H93ZM106 254H107V253H106ZM109 254H110V252H109ZM109 254H108V255H109ZM176 254H177V253H176ZM181 254H182V253H181ZM181 254H180V256L183 255V254H182V255H181ZM242 254H243V253H242ZM249 254H250V253H249ZM262 254H263V253H262ZM31 255H32V253H31ZM38 255H39V254H38ZM38 255H37V256H38ZM41 255H42V254H41ZM95 255H96V254H95ZM99 255H98V256H99ZM119 255H120V254H119ZM8 256H9V255H8ZM12 256H13V255H12ZM28 256H29V255H28ZM42 256H43V255H42ZM42 256H41V257H42ZM49 256H50V255H49ZM55 256H57V255L55 254ZM58 256H60V255H58ZM81 256H82V255H81ZM87 256H88V255H87ZM89 256H90V253H89ZM106 256H107V255H106ZM197 256H198V255H197ZM259 256H260V255H259ZM9 257H10V256H9ZM9 257H8V258H9ZM90 257H91V256H90ZM95 257L97 258V256H95ZM95 257H94V258H95ZM100 257H101V256H100ZM108 257H109V256H108ZM184 257H185V255H184ZM212 257H214V256H212ZM230 257H231V256H230ZM16 258H17V257H16ZM16 258H15V259H16ZM36 258H37V257H36ZM44 258H45V257H44ZM50 258H51V256H50ZM53 258H54V257H53ZM94 258H92L91 260H93ZM96 258H95V259H96ZM170 258H171V257H170ZM170 258H169V259H170ZM11 259H12V258H11ZM15 259H14V260H15ZM17 259H19V258H17ZM22 259H23V258H22ZM26 259H28V257H27ZM30 259H31V258H30ZM33 259H34V258H33ZM58 259H59V258H57V261H59V264H61V263H60L61 260H60V259L58 260ZM86 259H87V258H86ZM98 259H99V258H98ZM109 259H110V258H109ZM199 259H200V257H199ZM243 259H244V258H243ZM37 260H38V259H37ZM51 260H52V259H51ZM91 260H90V261H91ZM96 260H97V259H96ZM105 260H106V259H105ZM170 260H171V259H170ZM231 260H232V259H231ZM27 261H29V260H27ZM49 261H50V260H49ZM87 261H88V260H87ZM199 261H200V260H199ZM243 261H244V260H243ZM245 261H246V260H245ZM249 261H250V260H249ZM16 262H17V261H16ZM30 262H32V261H30ZM39 262H40V261H39ZM47 262H48V260H47ZM53 262H54V261H53ZM65 262H66V261H65ZM85 262H86V260H85ZM97 262H98V261H97ZM3 263H4V262H3ZM24 263H25V262H24ZM24 263H23V264H24ZM50 263H51V262H50ZM54 263H55V262H54ZM56 263H57V262H56ZM56 263H55V264H56ZM91 263H92V262H91ZM98 263H99V262H98ZM100 263H101V261H100ZM178 263H179V262H178ZM241 263H242V262H241ZM244 263H245V262H244ZM6 264H7V262H6ZM11 264H14V263H11ZM28 264H29V263H28ZM35 264H37V263L35 262ZM39 264H40V263H39ZM47 264H49V262H48ZM52 264H53V263H52ZM93 264H94V263H93ZM117 264H118V263H117ZM179 264H180V263H179ZM184 264H185V263H184ZM189 264H190V263H189ZM212 264H214V263H212ZM229 264H230V263H229ZM242 264H243V263H242ZM246 264H248V262H247Z\"/></svg>",
  "mask_w": 264,
  "mask_h": 264
}]
</instances>
